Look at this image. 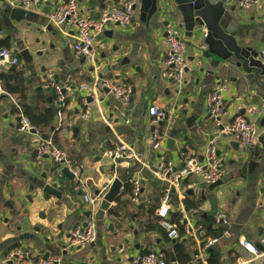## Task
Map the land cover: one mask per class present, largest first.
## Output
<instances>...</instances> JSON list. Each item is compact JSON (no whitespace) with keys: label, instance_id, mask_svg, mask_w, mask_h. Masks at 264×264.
<instances>
[{"label":"crops","instance_id":"0c3cea01","mask_svg":"<svg viewBox=\"0 0 264 264\" xmlns=\"http://www.w3.org/2000/svg\"><path fill=\"white\" fill-rule=\"evenodd\" d=\"M62 1L38 0L33 3L34 16L31 20L16 21L9 18V8H21L20 0H0V40L8 39V49L13 54L15 37L28 51L32 50L28 41L33 38H37V43L42 46H50L48 64L35 78L29 79L24 69L25 64L17 53L15 55L19 64L15 68L21 69L28 81V96L32 103L36 95L49 94V90L43 86L50 78L67 88L64 90L66 105L61 110L63 114H56L53 123L57 128L54 143L64 149L78 166L90 196L97 198V205L96 209L89 213L82 203L81 192L73 188L71 180L62 176L61 167L47 158L40 164L36 163L35 137L16 132L17 118L14 115V107L6 96H2L0 264L1 260L16 248L41 257L43 255L40 251L49 255L59 254L62 264H130L135 256L150 251L162 254L167 264H178L170 259V255L175 257L173 245L176 242H181L185 251L192 257L190 264H207V249L201 251L203 229L200 224L202 221L213 219L219 212L226 214L227 223L220 226L215 221L207 222L208 228L217 226L224 229L222 237L210 247L220 252L221 264H250L251 256L238 241L246 240L254 245L264 234V162L259 161L253 172L249 166L241 169V163L245 160H257L252 153L263 150L259 139L264 142V113H261L264 105V86L259 88L254 84H247L239 71L234 69L217 71L214 75L198 72L195 64L198 55L196 44L183 37V26L179 28L171 24L164 25L167 16L155 19L145 18L144 15L145 19L142 20L140 0H136L135 15L129 25L116 24L106 27L96 37L98 61L96 68L91 70L84 59L76 56L72 50V28L66 27L61 32L52 26L47 18ZM124 1L80 0L79 8L84 15L97 17L109 8L119 7ZM224 6L240 18L239 31L243 33L244 42L264 53V0H256L247 8H242L239 0H226ZM167 27L177 30L185 40L186 81L182 92L177 96L173 91L172 82L162 76L166 60ZM14 30L16 33L13 37ZM124 58L127 61L121 65ZM106 77L130 85L131 101L127 106L102 87H99L96 101L90 98L86 103L82 101L84 93L80 91V86L91 85L97 79ZM219 85L226 86L222 95L225 114L215 122L207 112L206 96ZM55 102L56 99L53 103ZM153 104L164 107L168 115V120L160 126L165 138L159 150L152 148L154 126L147 114L148 107ZM193 112L198 114V118L188 123L187 119ZM236 114L256 120L257 135L249 146L235 144L236 142L222 130ZM68 121L72 124L71 128L66 126ZM58 124H61L60 127ZM74 128L77 129L75 133ZM174 129L177 132L170 147L166 140L172 137ZM50 133L51 130L43 134L53 140L54 136ZM117 139L131 146L135 158L112 162L105 152L113 147ZM209 142L215 146L221 165L226 171L223 185L208 191V185L203 184L197 177L190 176L186 184L182 180L178 190L171 191L174 213L182 210L181 213H184L189 223L194 224L196 228L200 226V229L197 228L192 234L181 235L175 241L169 239L165 231L166 237L158 232H146L131 215L138 211L137 207L141 202L145 206L155 202L156 215L160 205V192L165 183L153 176V170L165 161H171L177 169L187 155L200 161ZM232 143L236 148L231 146ZM43 174H46L49 182L57 179V187L61 190L60 199L44 195L41 188ZM116 177L122 182V191L120 189L119 197L110 204L111 208L105 212L103 221H99L95 214L101 198ZM135 179H139L141 187L138 203L123 194L124 184ZM191 188L202 189L203 197L186 195L185 191ZM182 190L183 192H180ZM185 198L197 206L187 209L183 204ZM6 203H10L12 207L8 208ZM116 208L120 210V214L115 213ZM88 213L89 215L85 216ZM125 214L128 223L122 220V215ZM89 216L94 218L97 225L98 237L94 246L68 247L72 229L84 224ZM128 224L132 225V229ZM34 228H38V231ZM115 228L122 229L123 234L113 241L108 237V233ZM102 231L105 232V240H102ZM18 234L33 235L35 240L17 241L15 238ZM44 238L48 239L47 243L43 241ZM102 248L103 254L100 253ZM167 256L170 259L168 262ZM200 256L202 260L198 261ZM259 260L264 264V258Z\"/></svg>","mask_w":264,"mask_h":264},{"label":"built area","instance_id":"2783aa9c","mask_svg":"<svg viewBox=\"0 0 264 264\" xmlns=\"http://www.w3.org/2000/svg\"><path fill=\"white\" fill-rule=\"evenodd\" d=\"M38 0H20V7L26 9L30 4ZM80 0H63L54 10L48 15V20L52 26L57 30L63 32L66 27L73 30L72 50L78 57H82L85 63L93 68H96L98 61L96 37L109 26L116 24L129 25L135 15L134 6L136 0H125L119 7L109 8L99 14L97 17L84 15L79 8ZM256 0H239L242 8H247ZM165 40L167 43L165 68L162 76L169 79L173 85L175 95H180L186 81V56H185V40L182 35L175 29L167 27L165 31ZM19 59L8 48H0V75L8 68L18 66ZM45 89H52L55 93V105L58 108L65 107L64 90L67 89L63 85H59L52 78L43 86ZM99 87L107 89L115 99L121 101L124 105H128L131 101V87L129 84L114 80L113 78H100L91 85H81L80 91L84 94L82 101L87 102L90 98L96 101L99 96ZM226 91L225 85H219L207 93L206 108L210 117L218 122L219 118L225 114V105L223 102V92ZM2 96H6L12 106L14 107V115L18 118L16 122V132L19 134L31 135L35 137V161L40 164L45 158L49 159L53 164L59 167H65L72 174L71 184L73 188L81 192V200L89 213L96 209L97 198L91 197L86 183L81 178L78 166L69 157L67 152L58 147L52 139L42 138V133L31 124L29 118L24 114L21 103L17 100L15 95L6 92L0 81V100ZM261 113H264V105L261 108ZM62 111L59 109L58 116H62ZM87 113H85L86 115ZM147 114L150 118L151 124L154 126L152 133V148L159 150L161 143L165 138V133L160 129L163 122L168 120L167 111L159 104H153L148 107ZM161 123V125H159ZM61 124H58L60 127ZM66 126L71 128L70 121ZM222 130L230 139L242 146L251 145L257 135L256 120H250L243 115L236 114L231 117ZM105 154L111 158L112 162L126 161L135 158L131 146L124 141L117 139L113 147L106 150ZM153 176L158 181H163L160 192V205L156 210V215L159 217V224L166 232V235L171 240H178L181 236L179 226L183 227V234H192L196 232L194 224L189 223L182 210H179L180 217L176 220L172 218L173 211V194L171 189L179 188L181 181L190 176L197 177L206 186L218 180H223L226 173L221 165L217 150L212 142L207 143L203 151V158L197 161L191 155L185 156L179 168H174L171 161L160 163L155 170ZM132 190L131 198L134 203L140 201L141 187L139 179L131 181ZM122 191V188H121ZM180 192H183L180 191ZM175 214V213H174ZM214 221L220 226L227 223L226 214L219 212L214 216ZM98 237L96 221L92 216H89L84 224H80L72 229L68 239V247L81 248L94 243ZM216 239H208L201 247L204 252L208 249ZM239 245L244 248L251 256L249 262L253 259H263L264 251L258 250L252 243L246 240H239ZM259 243L264 246V234L261 235ZM200 261L202 260L200 256ZM2 264H62V258L59 254H51L46 259L41 256H34L24 251L21 248H16L9 252L2 260ZM130 264H167L165 257L155 251H150L144 255L135 256ZM245 264H248L245 262Z\"/></svg>","mask_w":264,"mask_h":264},{"label":"water","instance_id":"95a60500","mask_svg":"<svg viewBox=\"0 0 264 264\" xmlns=\"http://www.w3.org/2000/svg\"><path fill=\"white\" fill-rule=\"evenodd\" d=\"M226 0H140L139 10L141 13V19L154 17L155 19L159 16H167V20L164 25H175L179 28H184V38L192 40L196 44V50L198 52L196 59V66L198 72H203L206 75H214L217 71L221 70H237L243 76L244 80L249 85H255L256 87L262 88L264 86V53L261 50H257L253 46H248L244 42L243 33L240 30V18L234 16L231 9L224 6ZM33 4H30L26 9L13 7L9 8V18L12 20L19 21L21 19L31 20L33 14ZM136 5L134 6V9ZM146 15L144 18L143 16ZM180 22H177L179 21ZM58 32V31H57ZM59 33V32H58ZM53 34V33H52ZM14 53L19 54L25 64L24 68L30 71L32 66L29 64L31 57L27 49L23 48L21 41L15 42ZM127 61L124 58L121 65H124ZM207 63V66H205ZM93 70V68H91ZM41 89V88H39ZM107 92V89H105ZM133 91V90H132ZM89 100V99H88ZM186 113V112H185ZM198 118L196 112L191 113L187 122H192ZM18 120V118H17ZM264 121V116L262 118ZM161 125V123H159ZM153 127V126H152ZM77 131L74 128L73 132ZM177 132L176 129L172 131V137L166 140V143L172 147L173 136ZM46 134H42V138H46ZM263 150H257L252 153L257 158L255 161L245 160L241 163V169L249 166L253 172L255 166L259 164V161L264 162V142L259 139ZM234 143V142H233ZM231 146L235 147V144ZM240 169V170H241ZM60 173L64 178L72 180V174L65 167L60 169ZM42 183L41 188L45 196L52 195L53 197L60 199L61 190L58 189L56 178L52 182L47 181L46 174L41 176ZM187 178L183 179V183L186 184ZM223 185V180H218L207 187L208 191ZM122 188V182L119 178H114L109 185L108 190L102 196L98 210L96 211L95 218L99 221H103L105 212L110 210V204L115 202L120 195V189ZM173 192V188L171 189ZM186 195H200L203 197L204 191L199 188H191L185 191ZM98 195V192L95 193ZM8 208H11L10 203H6ZM186 210V209H185ZM116 214H120L118 208L114 209ZM86 214L85 216H88ZM45 218V216L43 217ZM122 220L128 223L127 215H122ZM111 227V226H110ZM128 227L132 229V225L128 224ZM38 231V228H34ZM19 231V228L17 229ZM135 234V231H134ZM22 239H29L34 241L35 237L29 234H18L15 238L17 241ZM14 241V240H13ZM44 242H48L47 238L43 239ZM94 243L90 244L93 247ZM254 246L264 251V246L259 242ZM212 247L206 250V255L210 253ZM104 249H100V253L103 254ZM43 258L48 257V253L40 251ZM170 259L173 262L174 257L170 255ZM199 261V259H198ZM8 264V263H6ZM190 264V263H188ZM250 264H261L259 259H253Z\"/></svg>","mask_w":264,"mask_h":264},{"label":"trees","instance_id":"16d2710c","mask_svg":"<svg viewBox=\"0 0 264 264\" xmlns=\"http://www.w3.org/2000/svg\"><path fill=\"white\" fill-rule=\"evenodd\" d=\"M9 42L8 39H1L0 40V48H9ZM0 81L2 88L10 93L16 96L17 100L22 105V110L24 114L29 118L31 124L35 126L42 134L50 132L53 137V142H55L56 138V129L55 126H53L56 114L58 110H63L64 107L58 108L54 103L55 99V93L52 89L49 90V94L46 96L44 94H38L35 97V101L32 103L29 101L28 96V89L29 84L25 76L23 75V72L21 69L11 67L6 73H2L0 75ZM49 98L51 100H49ZM66 104V103H65ZM59 129V128H58ZM131 190H132V184L131 182H126L124 184L123 188V194H127L131 199ZM183 204L187 209L195 208L197 205L196 203H193L188 198H185L183 200ZM155 202L152 205L145 206L144 203L138 204V211L133 213L131 215L132 219L137 221L146 232H158L160 235L165 236L164 230L159 225V217L155 215ZM142 211V212H141ZM180 217L179 213H175L172 215L173 219H178ZM203 225L200 224V221H198V224L202 226L203 229V235L202 238V245L208 240V239H216L222 237L223 235V228L221 227H215V228H208L207 222H214L213 219H208L206 221H202ZM179 232L181 235L183 234V227L179 226ZM166 237V236H165ZM173 253L175 255L174 261L178 264H187L191 261L192 257L188 252L185 251V247L181 242H176L173 245ZM167 262L170 261L168 256L166 257ZM207 264H221V254L218 250H211L210 253L207 256Z\"/></svg>","mask_w":264,"mask_h":264},{"label":"rangeland","instance_id":"374dc122","mask_svg":"<svg viewBox=\"0 0 264 264\" xmlns=\"http://www.w3.org/2000/svg\"><path fill=\"white\" fill-rule=\"evenodd\" d=\"M16 30L12 32L13 37L15 36ZM33 37V33L31 32ZM31 38L29 37L28 40ZM18 41L16 37L14 38L13 42L15 43ZM30 45H32V50H29V55L31 57L30 65L32 66L31 70L28 71L25 69V72L28 74L29 79L35 78L36 74L38 75L41 72L42 68H45L48 64V59L50 56V46H42L37 43V38H33V40L28 41ZM50 45V44H49ZM123 231L122 229L115 228L111 232L108 233V237L115 241L117 238L122 237ZM102 240L106 239L105 232L102 231ZM78 250V249H75ZM81 253V251L79 252ZM90 261V260H89Z\"/></svg>","mask_w":264,"mask_h":264}]
</instances>
